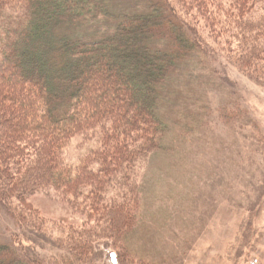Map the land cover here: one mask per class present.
<instances>
[{
    "label": "trees",
    "instance_id": "obj_1",
    "mask_svg": "<svg viewBox=\"0 0 264 264\" xmlns=\"http://www.w3.org/2000/svg\"><path fill=\"white\" fill-rule=\"evenodd\" d=\"M215 40L236 70L264 81V0H0V213L11 231L0 264H43L28 231L46 227L26 200L48 189L105 219L118 240L127 235L137 164L169 130L159 107L166 85L191 53H221ZM76 137L93 145L70 162ZM64 234L60 250L87 260L89 245L78 246L86 231ZM117 248L109 255L121 264Z\"/></svg>",
    "mask_w": 264,
    "mask_h": 264
},
{
    "label": "rangeland",
    "instance_id": "obj_2",
    "mask_svg": "<svg viewBox=\"0 0 264 264\" xmlns=\"http://www.w3.org/2000/svg\"><path fill=\"white\" fill-rule=\"evenodd\" d=\"M188 16L213 40L204 15ZM214 43L221 53H191L166 85L159 107L169 130L162 149L137 164L140 200L120 237L125 246L105 219L48 189L26 200L46 227L28 231L33 256L43 264H120L109 254L121 246V264H264V81L241 74ZM91 145L76 137L65 158L76 162ZM8 224L0 213V242H11ZM69 228L86 231L83 262L58 246Z\"/></svg>",
    "mask_w": 264,
    "mask_h": 264
}]
</instances>
